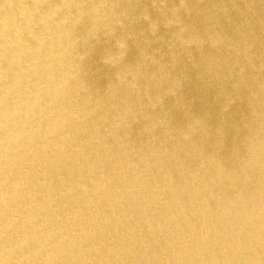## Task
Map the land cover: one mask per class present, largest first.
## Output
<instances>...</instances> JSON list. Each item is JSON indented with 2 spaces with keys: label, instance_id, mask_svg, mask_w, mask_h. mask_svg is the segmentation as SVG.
I'll return each instance as SVG.
<instances>
[{
  "label": "clouds",
  "instance_id": "obj_1",
  "mask_svg": "<svg viewBox=\"0 0 264 264\" xmlns=\"http://www.w3.org/2000/svg\"><path fill=\"white\" fill-rule=\"evenodd\" d=\"M0 264H264V0H0Z\"/></svg>",
  "mask_w": 264,
  "mask_h": 264
}]
</instances>
